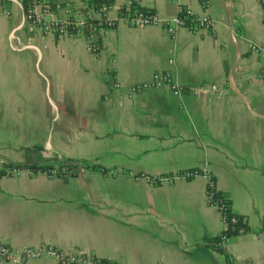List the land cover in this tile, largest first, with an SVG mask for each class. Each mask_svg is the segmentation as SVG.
I'll return each mask as SVG.
<instances>
[{"label":"crops","instance_id":"0c3cea01","mask_svg":"<svg viewBox=\"0 0 264 264\" xmlns=\"http://www.w3.org/2000/svg\"><path fill=\"white\" fill-rule=\"evenodd\" d=\"M54 1L59 17L84 6ZM126 2L114 0L115 26L96 32L97 55L83 37L36 33L19 2L5 4L0 158L74 170L0 178V243L117 264H264V55L249 48L264 46L260 1L141 0L163 19L187 9L215 23L175 34L127 24ZM155 72L183 93L163 86L129 96ZM202 168L247 228L221 242L225 251L212 243L225 223L207 200V178H175Z\"/></svg>","mask_w":264,"mask_h":264},{"label":"built area","instance_id":"2783aa9c","mask_svg":"<svg viewBox=\"0 0 264 264\" xmlns=\"http://www.w3.org/2000/svg\"><path fill=\"white\" fill-rule=\"evenodd\" d=\"M7 1H17L23 7L27 2V7H24L25 19L36 33H53L60 36L83 37L87 42L89 51L95 55L100 54L95 37L96 32L98 33L105 28H113L115 26V22L108 17V13L112 8V5L102 4L98 10L90 9L87 12L83 10L84 6L81 8L66 7L64 10V14L59 17L46 0H0V16H9L11 14V11L5 8V4ZM189 17H194L192 11L181 9L180 13L177 16L169 19H163L155 11L143 8L141 0H127L126 7L120 15V19L124 20L127 24L133 27L145 28L150 26H162L165 27L170 34H175L178 28L211 30L215 26L214 21L210 19H197L194 17L196 23L193 27V25H189L187 23V19ZM91 20H96L98 24L96 25V27H90L91 31L90 33H87V30L85 28L88 21ZM249 48L256 53L264 55V46L251 44ZM163 86H169L173 94L176 96L181 95L184 91L183 86L174 82L168 74L155 72L150 81L130 87L129 96H133L134 94L142 92L149 88H161ZM114 87L118 89L120 87V84L115 83ZM26 173L29 175L42 173L46 174L49 177H54L61 173L69 174L70 172L67 169H64L62 171L45 170L37 172L30 168L13 164L5 158H0V178L19 177ZM197 176H205L208 180V183H210L211 181V175L208 173L207 168L186 172L175 178L188 179ZM171 180L172 179L170 178H159L157 181L158 184H161L163 182ZM211 198L212 195L208 192L207 189V200L210 201ZM218 209L220 210L219 207ZM236 221V218L232 219V222ZM239 233H244V229H240ZM227 240L228 239H224L223 241L225 242ZM45 258L53 259L59 264H112V262H108L91 256L66 253L53 245L13 248L9 245L0 243L1 260L18 263Z\"/></svg>","mask_w":264,"mask_h":264},{"label":"trees","instance_id":"16d2710c","mask_svg":"<svg viewBox=\"0 0 264 264\" xmlns=\"http://www.w3.org/2000/svg\"><path fill=\"white\" fill-rule=\"evenodd\" d=\"M84 1V8L83 10L85 12H87L90 9H99L101 7L102 4H106V5H113V1L114 0H83ZM260 4L262 6L263 9V13H264V0H259ZM7 3V2H6ZM27 3V2H26ZM25 3L24 7H27V4ZM51 8L53 10H57V4L54 0H51V2L49 1L48 3ZM187 23L189 25H195L196 21L194 17H189L187 19ZM98 24V22L96 20H91L88 21L87 26H86V30L87 33H90L92 26H95ZM97 45L99 47V51L101 52L102 48L99 44V42L97 41ZM26 168H30L34 171H51L53 170L51 166H24ZM64 167L67 168V170H69V172H73V166L72 165H64L62 168L60 169V171L64 170ZM194 171V170H193ZM190 172V171H189ZM60 175V174H59ZM207 189L208 192L212 195V198L210 199L209 204L210 205H214V206H218L220 208V212L222 213L224 222L226 224V228L224 229L223 233L221 234L220 237L215 238L213 240L212 243H214V246L216 247V249L220 250V251H225L222 247H221V242L224 239H229L232 238L236 235L239 234V230L240 229H244V232H246L247 228L246 225L243 221V218L241 216L236 215L233 210H232V200L230 198V195L227 193H224L220 190L217 189L216 186V179L214 177L211 176V181L210 183L207 184ZM236 218L237 221L236 222H232V219ZM216 244V245H215ZM107 261V260H105ZM111 262V261H108ZM112 264H117V263H113ZM228 264H230V262L228 261Z\"/></svg>","mask_w":264,"mask_h":264}]
</instances>
